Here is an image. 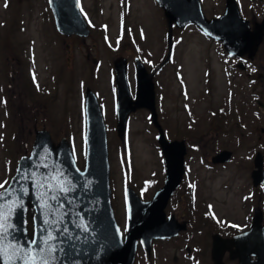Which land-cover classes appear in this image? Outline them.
<instances>
[{"label": "rangeland", "instance_id": "1", "mask_svg": "<svg viewBox=\"0 0 264 264\" xmlns=\"http://www.w3.org/2000/svg\"><path fill=\"white\" fill-rule=\"evenodd\" d=\"M78 1L90 31L81 38L56 30L47 0H0L3 189L17 162L30 155L40 130H46L55 144L62 138L68 140L76 165L84 169V94L89 89L103 112L110 204L124 235L126 187L150 201L166 175L163 152L156 140L158 129L148 117L149 109L140 107L130 113L123 137L115 128L114 60H126L134 97L138 59L153 75L159 127L168 141L186 142L187 178L199 179V201H214L218 216L224 215L227 223L241 220L244 212L235 208L231 199L237 193L239 197L242 184L248 182L256 152L264 156V34L252 55L231 58L220 42L205 36L195 25L179 28L172 23L169 29L162 8L153 0H133L130 9L128 0ZM236 2L251 29L255 22L264 23V0ZM201 4L207 20L224 12L225 0H201ZM168 36L173 58L158 66L168 52ZM196 145L201 146V152L193 147ZM222 150L232 153L226 165L212 168L204 164ZM208 186L211 192L215 190L211 196ZM30 214L31 210L28 217ZM28 225L31 228V219ZM169 246L167 242L153 243V252L139 247L133 264H179L173 262ZM225 262L233 264L229 259Z\"/></svg>", "mask_w": 264, "mask_h": 264}, {"label": "water", "instance_id": "2", "mask_svg": "<svg viewBox=\"0 0 264 264\" xmlns=\"http://www.w3.org/2000/svg\"><path fill=\"white\" fill-rule=\"evenodd\" d=\"M47 1L59 33L66 36H88L90 31L79 12V1ZM156 1L169 24L174 22L179 27L188 24L198 26L209 37L220 41L224 50L232 56L241 57L247 53L252 55L264 34V23L256 25L252 30L249 20L243 18L235 0H226L224 13L210 20L203 16L199 0ZM136 63L137 87L133 99L127 81L126 60L120 58L114 62L117 88L116 130L119 136H123L130 113L140 107L150 110L152 121L158 129L157 141L167 170L163 186L150 201L142 200L128 190L129 221L123 239L110 204L107 130L103 112L96 96L88 89L85 98L84 169L81 170L76 165L68 140L62 138L55 144L46 130L37 131L30 155L19 160L14 176L0 192L5 193L0 197V205L4 206L5 211H8L13 202L19 201V206L11 211L8 222L13 228L4 244L14 239L27 248L34 238L40 240L48 232H52L57 237V241L52 242L57 245V250L52 254L54 260L49 257L51 264H133L139 240L149 251L154 239H169L185 229V223H179L174 217L165 218L167 202L183 175L185 141L166 140L156 121L152 74L147 73L140 62ZM257 103L263 106L262 102ZM231 154L229 150H222L212 157V162H227L231 159ZM253 161L255 170L252 176L256 183H261L264 181V157L261 152H256ZM60 184L71 190L60 192ZM54 195L56 199H52ZM29 203L34 208L32 236L27 224ZM258 226L256 221L253 228ZM233 244V239H214V264H222L221 255L226 250L231 253ZM44 248V255L47 256V245ZM250 252L257 258L252 264H264V247L257 245ZM241 264L248 263L244 260Z\"/></svg>", "mask_w": 264, "mask_h": 264}, {"label": "flooded vegetation", "instance_id": "3", "mask_svg": "<svg viewBox=\"0 0 264 264\" xmlns=\"http://www.w3.org/2000/svg\"><path fill=\"white\" fill-rule=\"evenodd\" d=\"M132 1L133 0H128L129 9ZM199 1L201 2V0ZM153 2L159 7L156 0H153ZM254 24L255 29L258 23L255 22ZM168 37V52L166 57L159 62L158 66L163 62L166 64L171 62V56H168V53L171 54L173 43L171 42V36ZM230 57L236 58L232 56ZM150 61L153 62V60ZM261 133L264 134V131ZM157 136L158 130L156 140ZM260 138H262V136H260ZM203 146L205 147V144H203ZM193 147L198 148L196 150L199 152L202 150L199 145ZM212 156L209 157L210 162L207 161L204 163L205 165H210L212 168L215 166H224L231 160L223 163H214L211 160ZM186 165L184 159L182 178L165 207L166 219L174 217L179 223H185L186 227L182 231L180 230L177 235L172 238L162 240L161 238L154 239L151 247L153 243L167 242L171 245L168 249L170 250L169 254H172L173 262L179 264H214L212 259L214 239L217 237L227 241L233 239L234 244L231 247L232 256H230L231 253L229 250L223 252L220 259L222 264H226L225 259H229L233 264H241L244 260L247 261L248 264L254 263L257 258L254 253L250 252V249H253L257 245L264 247V181L256 183L252 176L253 171L255 170L254 164H252L253 169L250 172L248 182L243 183L241 186L242 192L239 197L237 193L236 197L231 199L232 205H234L235 208H239L241 212H244L241 220L237 219L232 223H227V218L224 219L225 216L221 211L220 213L223 216H218L214 209L216 207V205H214L215 203H213L214 201H205L204 203L199 201L200 199L197 196V192L198 190L200 191V181L197 177L194 178V180L189 179V177L187 178L188 167L186 168ZM207 190L208 193H210V196L215 192V190L214 192H211L209 186L207 187ZM166 208L168 211H166ZM256 221H258L259 226L254 229L253 225ZM172 241L178 243L172 244ZM139 247L145 249L146 252H153L154 250L150 247V250L148 251L142 245L140 240L137 243V249ZM135 254H137V251Z\"/></svg>", "mask_w": 264, "mask_h": 264}, {"label": "snow or ice", "instance_id": "4", "mask_svg": "<svg viewBox=\"0 0 264 264\" xmlns=\"http://www.w3.org/2000/svg\"><path fill=\"white\" fill-rule=\"evenodd\" d=\"M3 188L4 184H0V189ZM58 190L66 193L71 189L60 184ZM4 195L5 193H0V197ZM52 199H56V196L54 195ZM18 206L19 201H15L9 206L8 211H5L4 206L0 205V262L2 264H51L49 257L54 260L55 257L52 254L57 250V245L52 243L57 241V237L52 232H48L46 237L40 240L34 238L29 242L27 248L14 239L8 244L3 243L11 234L10 229L13 228L8 222L11 211ZM44 245H47V256L44 255Z\"/></svg>", "mask_w": 264, "mask_h": 264}]
</instances>
